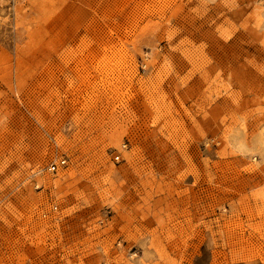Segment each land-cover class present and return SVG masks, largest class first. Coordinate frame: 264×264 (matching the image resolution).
Listing matches in <instances>:
<instances>
[{
    "label": "rangeland",
    "instance_id": "obj_1",
    "mask_svg": "<svg viewBox=\"0 0 264 264\" xmlns=\"http://www.w3.org/2000/svg\"><path fill=\"white\" fill-rule=\"evenodd\" d=\"M0 264H264V0H0Z\"/></svg>",
    "mask_w": 264,
    "mask_h": 264
},
{
    "label": "built area",
    "instance_id": "obj_2",
    "mask_svg": "<svg viewBox=\"0 0 264 264\" xmlns=\"http://www.w3.org/2000/svg\"><path fill=\"white\" fill-rule=\"evenodd\" d=\"M63 163H64V161H61V162H60V165H63ZM58 166H59V165H55V164H53V165H51V166L49 167V170H50L51 172H54V171H56V169H57Z\"/></svg>",
    "mask_w": 264,
    "mask_h": 264
}]
</instances>
